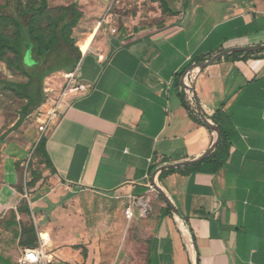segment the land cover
<instances>
[{
    "label": "crops",
    "instance_id": "obj_1",
    "mask_svg": "<svg viewBox=\"0 0 264 264\" xmlns=\"http://www.w3.org/2000/svg\"><path fill=\"white\" fill-rule=\"evenodd\" d=\"M186 2V22L111 39L98 59L81 54L75 69L91 89L44 136V178L19 196L23 207L0 198V219L49 237L45 264H114L120 244L142 264H264V50L194 70L192 102L179 86L197 57L264 46V0ZM181 95L199 119L195 104L211 123L220 115L229 150L214 172L158 171L212 154L214 131Z\"/></svg>",
    "mask_w": 264,
    "mask_h": 264
},
{
    "label": "rangeland",
    "instance_id": "obj_2",
    "mask_svg": "<svg viewBox=\"0 0 264 264\" xmlns=\"http://www.w3.org/2000/svg\"><path fill=\"white\" fill-rule=\"evenodd\" d=\"M24 9L38 6L41 0H21ZM47 8L40 16L20 17L25 28L30 24L37 35L45 40L51 35L52 21L64 15L69 5L82 13L75 24L65 29V36L72 41L71 47L60 38L59 43L43 60L40 73L54 68L42 80V90L55 87L60 82L62 67L78 63L81 48L84 53L98 59L103 52L105 43L117 38L125 40L130 37L157 35L176 26L179 22L188 20L186 0H161L168 6L171 15L162 10L160 1L153 0H46ZM7 0H0L4 5ZM73 13L68 15L71 20ZM181 19V20H180ZM66 20V21H67ZM63 22V24L66 23ZM14 25L11 21L0 20V34L13 38ZM31 60L25 59L28 64ZM17 59L13 53L6 50L0 60V80L14 83H25L26 78L16 68ZM59 68V69H56ZM61 68V69H60ZM48 78H51L48 80ZM26 100L10 91L0 92V198L9 205L17 202L23 207L24 200L19 196L30 192L34 185L44 177L40 156L35 152L33 137L40 133L35 122V111L27 116L19 127L15 124L19 119L21 109ZM7 215V219H0V253L12 259L16 264V256L22 248L36 246L38 238L30 222L18 220ZM17 224L23 225L18 227ZM20 237L17 244L14 238ZM10 256H6L5 254ZM132 254L123 256L120 244L115 256L114 264H142V260L133 259ZM0 264L4 262L0 261Z\"/></svg>",
    "mask_w": 264,
    "mask_h": 264
},
{
    "label": "trees",
    "instance_id": "obj_3",
    "mask_svg": "<svg viewBox=\"0 0 264 264\" xmlns=\"http://www.w3.org/2000/svg\"><path fill=\"white\" fill-rule=\"evenodd\" d=\"M153 1H160L163 11L170 13L171 15H176V13H174L173 11L168 10V6L165 4V2L161 0ZM46 8V0H41L38 6H29L26 10L24 9L21 0H7L4 5H0V20L11 21L14 25L13 38H9L6 35L0 34V60L4 56L6 50L13 53L17 59L16 68H18L26 78L25 83H14L0 80V92L10 91L26 100V104L21 109L19 119L15 124V128L19 127L27 116H29L33 111H35L43 103L46 102V98L42 90V80L50 72H52L54 68H49L43 73H40L42 62L48 56L51 50L59 43V38L65 44L74 47L72 45V41L66 38L65 29L75 24L78 18L82 16V13L74 10L73 5H69L66 8V13L64 15L57 17L52 21L51 35L45 40L41 35H37L34 33V29L31 24L27 28H25L20 20V17L31 18L33 16H40L42 12L46 10ZM71 12L73 13V17L71 18V20H67L68 15ZM64 21H66L65 24H63ZM81 49L82 54L84 52V48ZM251 54L252 53H245L243 55V58ZM239 55H242V53L232 54L231 56L235 57ZM25 59L31 61L26 64ZM204 60V57L195 58L196 62ZM76 64L77 62L73 65L62 67V69H64V71H73ZM185 71L186 70H184V72ZM184 72L182 74H184ZM181 100L183 103V107L190 114L192 119L197 123L207 126L192 113L189 105L185 102L183 95H181ZM211 121L212 124L219 130V139L217 140L215 147L210 150L212 154L208 158L194 164L193 167L198 172H214L220 165L224 163L228 155L229 143L227 140L226 132L220 120V115L216 113L211 118ZM44 144L45 137H41L35 145L34 149L38 155L45 158L44 161L46 166L50 167V163L46 158V154L44 152ZM185 227L188 230L191 239L194 240L187 223H185ZM0 261L4 262V264H10L9 262L1 258Z\"/></svg>",
    "mask_w": 264,
    "mask_h": 264
},
{
    "label": "built area",
    "instance_id": "obj_4",
    "mask_svg": "<svg viewBox=\"0 0 264 264\" xmlns=\"http://www.w3.org/2000/svg\"><path fill=\"white\" fill-rule=\"evenodd\" d=\"M194 82V71L186 73L180 80V89L185 98L192 102L190 87ZM91 89V85L81 81L78 77L76 69L73 71H64L61 73L60 85L57 90L47 88L44 90L46 102L35 110L34 119L40 138L44 137L48 131L55 126L59 117L69 107L73 98L86 95ZM142 213L146 212V208L142 203L138 204ZM125 217L130 220L132 211L127 207L124 211ZM49 237L42 238L39 236L35 247L24 248L21 255L16 259V264H45L47 261L45 247L48 246Z\"/></svg>",
    "mask_w": 264,
    "mask_h": 264
},
{
    "label": "water",
    "instance_id": "obj_5",
    "mask_svg": "<svg viewBox=\"0 0 264 264\" xmlns=\"http://www.w3.org/2000/svg\"><path fill=\"white\" fill-rule=\"evenodd\" d=\"M260 50H264V46H256V47H238V48H232L230 50L227 51H222L220 53H218L217 55H215L211 60L209 61H200L197 63H194L192 65H190L186 71L184 72L183 76L186 73H190L193 72L196 69H202L205 68L209 65H212L214 62L218 61L220 58H222L223 56L227 55V54H231V53H249V52H257ZM191 90V87H190ZM195 109L197 114L199 115L200 119L202 120V122L204 124H206L211 130L214 131L215 133V137L213 139V142L210 146L209 149V153L211 152L210 150L212 148L215 147L217 140L219 139V130L216 126H214L211 122H209L203 115H201L200 110L198 108V106L195 104ZM197 162H199V160H195V161H189V162H185V163H181V164H175V165H166L161 167L160 169H158V171L164 170V169H175L178 167H186V166H192L193 164H196ZM156 191L158 192V194L160 195V197L163 199V201L166 203V205L171 209L172 212L177 213L175 207L172 205V203L166 198V196L164 195L163 192H161L159 189L156 188Z\"/></svg>",
    "mask_w": 264,
    "mask_h": 264
}]
</instances>
